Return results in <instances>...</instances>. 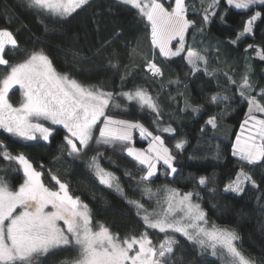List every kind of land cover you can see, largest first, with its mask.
<instances>
[{
    "label": "trees",
    "instance_id": "1",
    "mask_svg": "<svg viewBox=\"0 0 264 264\" xmlns=\"http://www.w3.org/2000/svg\"><path fill=\"white\" fill-rule=\"evenodd\" d=\"M162 2L166 7L174 6V0ZM201 2L186 0L187 18L195 21V27L186 32L185 51L179 56L166 59L156 50L153 62L162 69L163 76L155 78L146 70L144 60L145 56L152 59L150 29H146V21L140 19L135 9L119 4L117 0H90L89 5L67 18L38 14L29 8L27 0H0V29L12 31L19 44L17 50L6 52L11 64L27 59L34 50L43 49L58 71L70 73L85 85H99L114 93L137 86L146 89L157 101L159 116L124 99H118V102L127 111L110 107L107 114L143 124L153 135L163 138L175 157L173 167L176 172L171 173L167 166L160 164L149 186L198 193L199 198L194 197L202 204L208 222L235 230L242 252L256 264H264V162L249 166L232 155V144L240 132L247 103L241 102L236 86L230 85L225 76L227 73L239 83L248 63L251 65L249 79L255 90L253 94L264 88V61L256 57L253 49L247 48L249 44L264 48V6L242 11L229 6L226 0H220L218 7L209 10V20L205 23L204 8L211 0H203V7ZM258 11L262 16L254 23L253 33L232 44L230 41ZM188 48L207 56L209 68L218 70L215 78L203 73V64L201 71L193 74L184 59ZM109 60L119 64V71L110 67ZM5 70L0 67V78ZM126 70L130 75L122 88L120 77ZM217 93L230 99L219 104L209 103L211 96ZM11 98L17 104L21 100L20 92L15 91ZM186 101L192 106H200V111L193 112L186 106ZM226 108L227 112L221 115ZM210 116L218 117L215 129L206 124ZM169 127L174 131H162ZM52 129L53 134L47 141L19 139L0 129V141L12 155L23 153L32 165L44 171L45 177L50 175V170L52 175L68 183L70 192L88 204L94 224H105L121 237L144 232L135 207L128 203L129 199L144 204L148 201L140 191L143 185L139 184L140 176L146 174L144 166L128 156L119 144L97 145L98 134L83 155L70 157L67 151L61 152L67 131ZM181 141L185 142L184 147L177 150L175 145ZM147 145L135 138V147L143 149ZM97 152L102 154L99 164L119 178L124 196L102 186L88 168L90 158ZM241 167L253 176L259 188L254 189L248 184L242 194L225 192V186L235 179ZM128 172L132 175H126ZM200 177L207 178L206 187L198 184ZM0 178L13 190L25 179L18 163L2 157ZM147 231L151 239L162 236L158 230ZM177 237L184 243L187 264H224L222 258L203 252L182 236ZM75 255L74 250L58 249L54 254L40 257L38 264H61Z\"/></svg>",
    "mask_w": 264,
    "mask_h": 264
},
{
    "label": "snow or ice",
    "instance_id": "2",
    "mask_svg": "<svg viewBox=\"0 0 264 264\" xmlns=\"http://www.w3.org/2000/svg\"><path fill=\"white\" fill-rule=\"evenodd\" d=\"M27 2L29 8L36 10L38 14L46 13L58 18H67L90 4V0ZM117 2L131 6L140 19L146 21V29H150L152 49V59L144 57L146 70L154 78L162 77V69L153 62L156 50L166 59L179 56L185 51V33L190 27H195V21L187 18L186 0H174V6L169 4L168 7L162 0ZM219 3L220 0H211L204 8L205 23L209 20V10L218 7ZM226 3L242 11L253 6H264V0H226ZM201 6L203 7V0ZM261 16L259 11L252 15L245 22L242 31L230 42L235 45L246 35L252 34L253 25ZM200 30L203 31L202 28ZM177 39L178 46L173 50L172 41ZM9 46L14 51L18 47V41L12 31L2 28L0 66H6V72L0 78V129L29 141L36 140V134L39 133V137L47 141L52 136L53 129L38 121L62 125L67 130V135L64 136L61 152L67 151L68 156L79 158L89 148L94 130L99 125V136L95 138L97 145H121L128 156L144 166L146 174L139 178V184L143 185L141 194L147 195L149 199L156 195L149 185L150 178L156 175L157 163L162 162L171 173H175V157L164 145L161 136L153 135L143 124L116 119L106 112L110 107L127 111L118 102V99H124L128 102L134 101L141 110L148 108L159 116L160 109L156 99L139 86L114 93L99 85H85L70 73L58 71L43 49L34 50L27 59L11 64L5 58L6 48ZM247 48L253 49L256 57L264 61V48L252 44ZM187 53L184 59L193 74L201 71L200 65L203 64L205 75L213 78L217 76L218 70L209 68L207 56L193 48H188ZM109 65L119 71L118 63L109 60ZM250 69L251 65L246 63L239 83L227 73L225 76L230 85L236 86L241 102L247 103L240 132L232 144V155L238 157L242 164L257 166L264 162V103H261L264 100V88L258 94H253L255 90L249 79ZM128 75L130 73L126 70L120 77L122 88ZM17 85L23 92L24 100L19 107H14L8 96L10 90ZM229 99V96L217 93L211 96L209 103L219 104ZM186 106L191 107L193 112L200 111V106H192L187 101ZM226 112L227 108L221 115ZM217 119V116H210L206 124L215 129L218 127ZM134 129H138L142 137H151L146 150L129 146ZM162 131L174 130L169 127ZM184 143L177 142L175 148L182 150ZM101 155L97 152L92 156L88 168L101 185L124 196L119 178L100 166L98 160ZM0 157L18 163L25 177L16 190L11 189L0 178V264H38L40 257L54 254L58 249L76 252L75 257L64 260L61 264H172V256L179 242L174 235H169L170 232L180 234L202 251L210 250L213 257L220 256L225 264H255L238 248L236 242L240 237L235 230L208 223L207 214L200 204L193 202L194 195L199 198L198 193H181L178 189L165 187L162 189L163 199L158 198L156 201L158 210L152 211H148L140 200L129 199L128 203L135 207L136 215L142 220L145 231L139 235L132 233L121 237L105 224L97 222L94 226L88 204L79 196L73 195L69 184L62 182L57 175H52L50 170L54 187L58 185L56 190L45 185L42 172L37 171L23 153L12 155L3 141H0ZM126 175L132 174L128 172ZM207 183L206 177L199 178L200 186L206 187ZM248 184L254 189L259 188L253 176L241 167L224 191L241 194ZM148 229L158 230L165 234V238L154 244L149 238Z\"/></svg>",
    "mask_w": 264,
    "mask_h": 264
},
{
    "label": "rangeland",
    "instance_id": "3",
    "mask_svg": "<svg viewBox=\"0 0 264 264\" xmlns=\"http://www.w3.org/2000/svg\"><path fill=\"white\" fill-rule=\"evenodd\" d=\"M231 7H232V6H231ZM253 7H254V6H253ZM233 8H234V7H233ZM234 9H236V8H234ZM237 10H240V9H237ZM185 34H186V33H185ZM174 46H175V47L178 46V39L172 41V47H173V50H175ZM5 69H6V68H5ZM5 72H6V70H5ZM5 72H4V74H5ZM4 74H3V75H4ZM150 74H151V73H150ZM2 77H3V76H2ZM17 90L20 92L21 100L16 104V103L13 102L11 96H12V93H14V92L17 91ZM8 98H9L10 103H12L14 107H19V106H20V104H21V103L23 102V100H24V97H23V92H22V90H20V88H19L18 85H17V86H14V87L10 90ZM133 102H134V101H133ZM106 112H107V110H106ZM258 115H260V114H258ZM114 118H115V117H114ZM116 119H119V118H116ZM34 122H36V121H34ZM38 122L43 123L45 127H50V128H62V129H64L62 125H52L50 121L40 120V121H38ZM145 128H146V127H145ZM64 130H66V129H64ZM66 131H67V130H66ZM96 134L99 135V125H98L97 128L94 130L93 137H94ZM36 135H37V139H36V140H31V141H43V139H41V138L39 137V133H37ZM17 138L21 139L20 137H17ZM135 138H138V139L141 140V141L147 142L148 144H149V142H150V140H151V137H142L141 134H140V131H139L138 129H134V130H132V141H131V144H130L129 146L134 147V148H136V149H142V148H137V147L134 146ZM161 138H162V137H161ZM162 140H163V138H162ZM27 141H29V140H27ZM163 141H164V140H163ZM91 142H92V141H91ZM91 142H90V143H91ZM164 145H165V143H164ZM165 146H166V145H165ZM166 147H167V146H166ZM147 148H148V145H147L145 148H143V149L146 150ZM160 164H163V163H162V162L157 163V171H156V175H157V173H158V166H159ZM100 166H101V165H100ZM101 167H102V166H101ZM21 170H22V173H23V169H22V167H21ZM36 170H37V171H40L39 169H36ZM107 171H109V170H107ZM40 172H42V171H40ZM110 172H111V171H110ZM156 175H155L154 177L150 178V180L154 179V178L156 177ZM43 182L45 183V185H46L47 187L53 188V190H55V187L53 186V183H55V182H54V181H51L49 176H46V179H44ZM98 182H99V181H98ZM22 183H23V182H22ZM57 186H58V185H57ZM102 186H104V185H102ZM104 187H106V186H104ZM18 188H19V187H18ZM18 188H17V189H18ZM106 188H108V187H106ZM151 188H152V187H151ZM164 188H165V187H164ZM164 188H158V189H156V188H152L153 193H156V195H153L151 199H149L148 196L145 195V198H146L148 201H147L146 204H144V203H143V204L145 205V208L148 209V211H152L153 209H157V210H158V206H157L156 201H157L158 198H159V199H163V192H162V189H164ZM167 188H171V187H167ZM108 189H110V188H108ZM110 190L116 192V191L113 190V189H110ZM158 190H161V191L158 192ZM180 192H181V191H180ZM116 193H117V192H116ZM181 193H183V192H181ZM118 194H119V193H118ZM241 194H242V193H241ZM120 195H121V194H120ZM193 202H195V203H199L200 206H201V208L203 209L202 204L199 202V200H196L195 197H193ZM49 210H50V209H49ZM203 210H204V209H203ZM17 211H19V209H18ZM204 212H205V211H204ZM208 223H209V222H208ZM61 224H62V222H61ZM209 224H210V223H209ZM94 226H95V224H94ZM235 232H236V231H235ZM159 233H160V232H159ZM236 233H237V232H236ZM160 234H162V236H156V237H154V239H152V241H153L154 244H158L160 241H162V240L165 238V234H163V233H160ZM237 234H238V233H237ZM169 235H174L175 238H176V239L178 240V242H179V243H178V246L175 248L174 254H173V256H172V264H187V260H186V258H185V256H184V249H183V247H182L184 243H183L181 240H179L178 237H177V236H181V235L178 234V233L173 234V233H171V232L169 233ZM183 238H184V237H183ZM150 239H151V238H150ZM184 240H186V238H184ZM186 241H187V240H186ZM187 242H189V241H187ZM189 243H191V242H189ZM236 243H237L238 248L241 250L240 245H239V243H240V239H239V241H237ZM191 244H192V243H191ZM198 248H199V247H198ZM199 249H200V248H199ZM241 251H242V250H241ZM203 252L208 253L209 255H211L210 250L203 251ZM211 256H212V255H211ZM245 256H246V255H245ZM216 258L221 259L220 256H216ZM222 260H223V259H222ZM223 261H224V260H223ZM224 264H225V261H224ZM255 264H256V263H255Z\"/></svg>",
    "mask_w": 264,
    "mask_h": 264
},
{
    "label": "flooded vegetation",
    "instance_id": "4",
    "mask_svg": "<svg viewBox=\"0 0 264 264\" xmlns=\"http://www.w3.org/2000/svg\"><path fill=\"white\" fill-rule=\"evenodd\" d=\"M33 167L35 168V169H37L34 165H33ZM41 171V170H40ZM49 177H50V175H49ZM44 179H46V177H45V173H44V171L42 170V180H44ZM50 180H51V178H50ZM52 181V180H51ZM54 184L55 183H53V186H54ZM56 189H58V186H55V190Z\"/></svg>",
    "mask_w": 264,
    "mask_h": 264
},
{
    "label": "water",
    "instance_id": "5",
    "mask_svg": "<svg viewBox=\"0 0 264 264\" xmlns=\"http://www.w3.org/2000/svg\"><path fill=\"white\" fill-rule=\"evenodd\" d=\"M18 47H19V44H18ZM18 47L15 49V50H17L18 49ZM14 50V51H15ZM7 51H13L11 48H10V46H9V48H6V52ZM6 52H5V58H6ZM7 59V58H6ZM2 69H5L6 68V66H0Z\"/></svg>",
    "mask_w": 264,
    "mask_h": 264
}]
</instances>
